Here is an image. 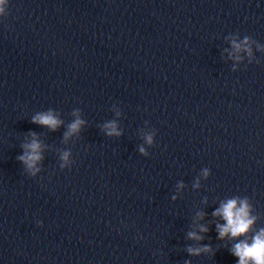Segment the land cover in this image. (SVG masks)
Listing matches in <instances>:
<instances>
[{
	"label": "water",
	"instance_id": "1",
	"mask_svg": "<svg viewBox=\"0 0 264 264\" xmlns=\"http://www.w3.org/2000/svg\"><path fill=\"white\" fill-rule=\"evenodd\" d=\"M4 8L0 264H239L233 245L264 228V0ZM246 36L251 56L232 46ZM49 111L56 131L31 122ZM31 133L42 159L29 170ZM234 198L257 220L220 240L213 213Z\"/></svg>",
	"mask_w": 264,
	"mask_h": 264
},
{
	"label": "clouds",
	"instance_id": "2",
	"mask_svg": "<svg viewBox=\"0 0 264 264\" xmlns=\"http://www.w3.org/2000/svg\"><path fill=\"white\" fill-rule=\"evenodd\" d=\"M8 0H0V15H3L5 12L4 6L7 4ZM249 45V37H245L243 44L237 43L235 40L232 41L233 48L239 52L242 47L244 51L251 56V48ZM239 59V57H237ZM33 124H38L49 128L51 131H56L60 126L61 121L55 118L51 111L47 113H38L32 118L31 121ZM83 121L77 118L75 122L69 125V131L65 135V139L73 133H77L80 130ZM105 131L108 136H119L120 132L117 131V125L115 122H109L105 126ZM33 136L32 142L30 144L23 145L25 149L24 154L19 156L18 159L20 162L25 164L29 170L35 168L36 162L42 159L40 155V144L35 138V133H31ZM146 141L148 144H152V137L147 136ZM141 153H144V149H140ZM68 153L64 154L63 159L67 160ZM39 171V169H36ZM35 175V172H33ZM204 175L207 177L208 170H204ZM198 186V185H197ZM180 187H183L181 184ZM251 206L247 198L244 199H229L227 202L222 203L220 208L217 209L214 213V217L222 218L225 222L223 225L217 224L216 228L218 231V236L220 240H224L226 237L230 239H237L240 237H247L251 232L253 225L256 223L257 217L250 214ZM200 219H203V215L200 214ZM199 231L206 233L208 229L201 226ZM188 238L194 241H200L203 237L197 235L195 231L188 233ZM189 255L199 256L201 252H210L211 249L207 246L202 248H192L187 249ZM233 256L238 258L239 264H264V228H261L249 241L247 238L241 240L238 243H235L231 249ZM189 264V262H186Z\"/></svg>",
	"mask_w": 264,
	"mask_h": 264
}]
</instances>
